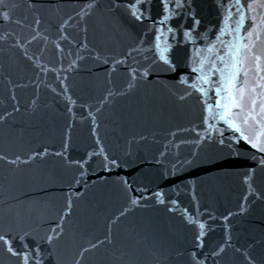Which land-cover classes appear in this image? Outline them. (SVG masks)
Returning a JSON list of instances; mask_svg holds the SVG:
<instances>
[{"label":"water","instance_id":"95a60500","mask_svg":"<svg viewBox=\"0 0 264 264\" xmlns=\"http://www.w3.org/2000/svg\"><path fill=\"white\" fill-rule=\"evenodd\" d=\"M10 2L22 5L14 13L13 19L18 17L31 24L34 13L26 7L28 0ZM55 2L64 6L61 12L63 15L73 12L74 6L85 0ZM111 2L100 0L98 12L109 7ZM47 6L46 0L40 9L44 20L41 31L47 29L46 34L50 33V38L55 39V19L45 11ZM152 8L155 15L159 10L158 0H152ZM117 15L122 17L123 12ZM201 15L204 23L211 21L215 24V0H201ZM4 31L31 38L30 29L0 21V33ZM69 35L78 40L83 34L77 28L70 29ZM148 39L151 40V37ZM178 39H181V43L173 50L174 56L181 61L177 72L152 77L150 82L141 83L129 95L115 97L96 114L100 125L98 135L109 154L118 158L120 167L108 171L100 167L99 159L89 161L86 166L87 175L80 178L79 185L74 184V178H79L78 167L69 166L63 158L55 157L52 153L62 151L69 124L72 125L71 140L65 152L68 160H79L86 152L92 151L95 137L92 135L88 105H96L109 87L122 88L126 80L123 70L112 74V84L109 85L107 73L111 71L110 66L99 65L94 59V53L82 51L81 55L85 59L80 62L77 71L68 74L70 94L76 105H66L61 97L46 86L50 84L57 92L60 90L51 73L47 77L41 76L40 80L44 83H38L36 71L24 59L21 50L12 48L13 41L0 42V116L12 111L15 103L11 100L14 86L26 85L15 87L20 111L0 122V155H7L9 160L19 155L22 160H27L30 154L43 152L45 148L49 153L27 165L21 163L18 167L0 161V227L4 223L7 205H17L19 201L25 205L31 201L46 202L35 206L32 221L33 226H36L40 216L51 219L64 208L67 192L83 193L81 199L74 201V214L66 223L67 235L61 241L63 264H72L80 245L87 247L89 240L94 242L96 239H104L110 221L128 206L130 195L148 206L134 208L112 226L117 246L126 243L130 233H139L147 237L146 243L151 249L170 255L173 264H182V258L177 257L176 253L190 249L194 233L198 231L182 216L184 208L195 215L192 187L184 185L190 180H196V198L200 202V212L204 213L200 219L208 221V211L216 217L214 222L208 221L213 231L208 233L206 243L210 247L224 238L225 229L221 217L229 211L239 212L242 197L246 194L243 174L256 168L254 186L258 192L264 193V169H260L256 161L250 158L254 150L243 142L235 145L241 153L238 156L231 154L227 147L213 142L200 147L194 166L179 171L178 161L192 158V154L197 151L192 141L198 139L196 133H202L206 125L202 123L205 113L198 95L194 94L180 102L161 83L156 82L176 85L175 91L181 94L184 92V86L179 85V78L189 71L182 61L191 46H186L182 38ZM88 40L90 49H102L106 55H118L126 43V37L118 29L104 32L95 26L94 19L89 21ZM42 46L43 41L29 45L30 54L35 52L38 58ZM68 59H65V67ZM41 62L48 67L55 64L56 52L51 45ZM37 97L39 107L34 110L31 102ZM68 107H72L75 120L68 113ZM92 110L95 113V107ZM216 127L223 130L227 145L228 137L233 135L232 131L223 122L217 123ZM172 133H176L175 137ZM173 164H177L176 175H172ZM121 180H126L131 188L126 190ZM69 184L73 185L72 189H69ZM177 185L179 189H176ZM157 191L167 194V206L156 202L154 193ZM172 199L178 200L176 211H169L172 205L167 202ZM249 200L251 202L252 197ZM229 223L237 246L261 241L258 228L264 227V201L256 200L247 215L231 217ZM75 233L79 235L74 239ZM262 249L264 243H256L252 251L259 258ZM104 252L102 247L86 253L82 264H107ZM141 261L142 264H156V257L146 252Z\"/></svg>","mask_w":264,"mask_h":264},{"label":"snow or ice","instance_id":"6c2138e0","mask_svg":"<svg viewBox=\"0 0 264 264\" xmlns=\"http://www.w3.org/2000/svg\"><path fill=\"white\" fill-rule=\"evenodd\" d=\"M45 2L46 0H28L26 7L34 13L32 23L28 24L18 17L13 19L16 10L22 6L20 3L0 0V21L31 30L30 39L18 36L15 32L4 31L0 33V42L13 41L12 48L21 50L24 59L36 71L38 83H44L40 80L41 76L47 77L51 73L60 90L57 92L50 84L46 86L51 88L56 96L61 97L66 105L75 106L76 101L70 94L68 74L77 71L80 62L85 59L81 55L82 51L94 53V59L99 65L110 66L111 71L107 73L109 85L112 84V74L118 70L122 69L126 76L122 88L109 87L96 105H88L92 135L95 137L92 151L86 152L79 160H68L65 152L71 140L72 125L69 124L62 151L52 153L55 157L63 158L69 166L78 167L79 178H74L75 185H79L80 178L87 175L86 166L89 165V161L99 159L100 167L108 171L120 167L118 158L109 154L98 135L97 129L100 125L96 114L115 97L129 95L141 83L150 82L152 77L177 72L181 61L174 56L173 50L181 43L178 37L182 38L186 46H191L182 61L189 71L179 78V85L184 86L185 90L181 94L174 90L176 85L156 82L161 83L162 87L180 102L194 94L198 95L205 113L202 123L206 125L202 133H196L198 139L192 141L197 148L192 158L178 161L179 171L194 166L200 147L213 142L221 147H227L231 154L237 156L241 153L237 151L235 145L243 142L254 150L250 158L256 161L260 169H264V0H215V24L211 21L204 23L201 0H158L159 10L155 15L152 0H112L109 7L99 12L100 0H85L82 4H76L73 12L63 15H61L63 5L55 0H47L48 6L45 11L51 13L55 19V39L50 38V33L46 34L47 29L41 31L44 20L40 15V9L44 7ZM121 12L122 17L117 15ZM93 19L95 26L102 31L118 29L126 37V43L118 55H106L102 49L89 48V21ZM77 28L83 34L82 38L78 40L70 38L69 30ZM37 41H43L38 58L35 52L30 54L29 49V45ZM49 45L56 52V62L51 67L41 62ZM66 58H69L67 67L64 66ZM9 83L12 81L9 80ZM15 87L26 85L14 86L11 100L15 103L12 105V111L0 116V122L6 121L13 113L20 111ZM38 99L39 97L31 102L34 110L39 107ZM67 111L75 120L72 107H68ZM219 122L227 125L233 133L228 137L227 145L223 130L216 127ZM172 135L175 137L176 133ZM47 155L49 153L45 148L43 152H33L27 160H22L19 155L12 160H9L7 155H0V161L18 167L21 163L27 165ZM176 174L177 164H173L172 175ZM255 178L256 168L249 169L243 174L242 182L246 186V194L242 197L239 212L229 211L222 215L225 236L210 247L206 243V237L213 228L208 221L214 222L216 217L208 211V221H202L200 217L204 213L200 212V202L195 191L197 181L190 180L184 185L192 187L195 215L184 208L182 216L198 231L194 233L192 247L176 253L177 257L182 258V264H209V261L211 264H264V249L259 258L252 251L256 243H264V227L258 228L261 241L237 246L229 223L231 217L247 215L256 200L264 201V193L258 192L254 186ZM120 183L126 190L131 188L126 180H121ZM68 187L72 189L73 185L69 184ZM179 187L177 185L176 189ZM65 195L64 208L51 219L40 216L36 226H33L32 221L35 206L46 202L31 201L25 205L23 201H19L17 205L6 206L4 223L0 227V264H63L61 241L67 235L66 223L74 214V201L81 199L83 193L73 194L70 190ZM166 196L164 191L154 193L156 202L165 206ZM249 197H252L251 202ZM167 203L172 205L169 211H176L179 207L178 200L172 199ZM127 205L110 221L104 239H96L94 242L89 240L87 247L79 246L72 264H82L86 253L102 247L105 249L107 264H142L141 257L146 252L156 257V264H173L170 255L151 249L146 243L147 237L139 233H130L128 241L117 246L112 226L134 208L148 206L130 195ZM78 235L79 233H75L73 238H77Z\"/></svg>","mask_w":264,"mask_h":264}]
</instances>
